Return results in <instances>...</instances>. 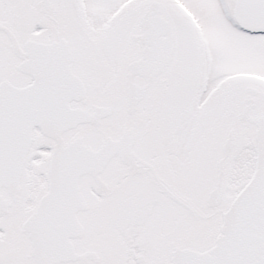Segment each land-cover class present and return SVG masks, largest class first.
<instances>
[{
	"label": "snow or ice",
	"instance_id": "obj_1",
	"mask_svg": "<svg viewBox=\"0 0 264 264\" xmlns=\"http://www.w3.org/2000/svg\"><path fill=\"white\" fill-rule=\"evenodd\" d=\"M0 264H264V0H0Z\"/></svg>",
	"mask_w": 264,
	"mask_h": 264
}]
</instances>
